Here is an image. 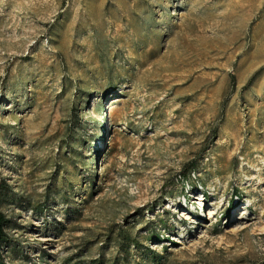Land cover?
Returning <instances> with one entry per match:
<instances>
[{
    "label": "rangeland",
    "instance_id": "1",
    "mask_svg": "<svg viewBox=\"0 0 264 264\" xmlns=\"http://www.w3.org/2000/svg\"><path fill=\"white\" fill-rule=\"evenodd\" d=\"M0 264H264V0H0Z\"/></svg>",
    "mask_w": 264,
    "mask_h": 264
},
{
    "label": "trees",
    "instance_id": "2",
    "mask_svg": "<svg viewBox=\"0 0 264 264\" xmlns=\"http://www.w3.org/2000/svg\"><path fill=\"white\" fill-rule=\"evenodd\" d=\"M5 224H6V221L0 213V249H1V246H3L4 244V239H5L4 225Z\"/></svg>",
    "mask_w": 264,
    "mask_h": 264
}]
</instances>
